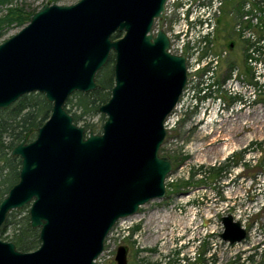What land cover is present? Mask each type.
Segmentation results:
<instances>
[{"label": "water", "instance_id": "obj_1", "mask_svg": "<svg viewBox=\"0 0 264 264\" xmlns=\"http://www.w3.org/2000/svg\"><path fill=\"white\" fill-rule=\"evenodd\" d=\"M168 0H79L44 3L16 34L0 42V109L40 92L52 103L36 137L17 144L19 181L0 203V229L29 206L40 246L22 251L0 237V264H97L119 220L166 196L173 160L161 153L166 120L188 83L186 56L174 54L156 21ZM116 32L122 36L113 39ZM114 54L115 84L99 107L101 132L87 134L66 108L75 92L100 87L96 78ZM221 237L247 231L229 214ZM127 246L115 260L128 264Z\"/></svg>", "mask_w": 264, "mask_h": 264}, {"label": "rangeland", "instance_id": "obj_2", "mask_svg": "<svg viewBox=\"0 0 264 264\" xmlns=\"http://www.w3.org/2000/svg\"><path fill=\"white\" fill-rule=\"evenodd\" d=\"M191 1L175 0L171 15L157 20L155 28L173 33L187 25V40L191 22L186 8L199 9L198 0ZM263 1L249 0L257 4L259 21L264 20ZM16 2L29 9L51 3ZM238 2L225 0L219 16L224 20L216 25L212 47L205 49L217 57L213 74L206 68L190 73L179 103L166 120L161 153L174 163L166 179V196L119 220L97 264H117L120 245L129 249L128 264H194L193 257L199 264H264V21L263 30L256 34L257 44L249 33L243 35L235 28L243 11L235 6ZM22 28H7L0 42ZM183 33L176 41L182 42ZM105 120L101 113L92 118L100 127ZM18 211L11 219L26 213ZM229 214L247 231L246 238L234 244L221 237L222 217Z\"/></svg>", "mask_w": 264, "mask_h": 264}, {"label": "trees", "instance_id": "obj_3", "mask_svg": "<svg viewBox=\"0 0 264 264\" xmlns=\"http://www.w3.org/2000/svg\"><path fill=\"white\" fill-rule=\"evenodd\" d=\"M50 1L57 3L59 0ZM255 3H251L249 0L243 2L239 0L235 6L239 11L242 6L243 11L239 12V22L235 28L240 24L241 27L248 28L256 34L261 33L263 30L261 24L264 21L262 18L257 24H254L251 19L244 20L246 15L253 14L254 10H258ZM262 5L264 6V1ZM37 10V8L29 9L22 3H14V0H0V38L11 26L24 27ZM222 18H218V23L224 20ZM226 25L229 26V21H226ZM121 36L122 33L116 32L112 37L117 39ZM250 45L252 47L253 43ZM257 51L260 52L259 48ZM114 62V54L111 53L108 63L97 74L96 81L100 85L99 88L86 93L75 92L67 101L66 108L72 114L74 122L81 123L87 134L92 129L95 132L102 130V127L92 121V118L99 114V107L111 97L115 84ZM210 83L207 84L208 87ZM211 84L213 86V83ZM51 112L52 103L46 99L45 94L40 92L25 94L9 108L0 109V203L20 177L21 159L11 154L12 149L22 142L27 134H29L28 141L33 140L36 137L37 129L46 122ZM23 211L26 213L19 219H11L13 211L8 215L0 229V237L10 239L22 251H32L41 244L40 230L31 227L28 206L18 212ZM9 228L12 229L11 234H7Z\"/></svg>", "mask_w": 264, "mask_h": 264}, {"label": "built area", "instance_id": "obj_4", "mask_svg": "<svg viewBox=\"0 0 264 264\" xmlns=\"http://www.w3.org/2000/svg\"><path fill=\"white\" fill-rule=\"evenodd\" d=\"M174 1L175 0H168L165 17L171 15V4ZM191 2H193V0ZM224 2L225 0H198L196 5H199V9L196 8V11L193 12V8H186L189 12V19L191 22V32L187 37V40H185V36L188 34L189 29L187 25H185L186 28L183 27L181 31H174L173 33L167 31L171 38L170 51L174 54H182L186 56L188 76L190 73H196L199 69L204 68L207 69L206 72L212 73V70L214 71L215 65L218 63L216 59L217 57L213 56L210 52H205V49L208 45L210 48L212 47L211 42L215 37L216 25ZM248 9L249 8L247 7V10ZM257 12L258 10H254V13L246 15L244 20L251 19L254 24L259 23L256 15ZM157 30L158 29H155V31ZM237 30L242 32L243 35L249 33V36H252V40L258 39L255 32L248 28L241 27L240 24L237 25ZM182 32H184L182 34V42L176 41L178 33ZM258 43L259 41L257 40V44ZM251 50L253 51V47ZM208 81H210V79H208Z\"/></svg>", "mask_w": 264, "mask_h": 264}, {"label": "flooded vegetation", "instance_id": "obj_5", "mask_svg": "<svg viewBox=\"0 0 264 264\" xmlns=\"http://www.w3.org/2000/svg\"><path fill=\"white\" fill-rule=\"evenodd\" d=\"M163 18H165V17H163ZM163 18H162V19H163ZM215 35H216V34H215ZM233 46H234V44H233V42H232V43L230 44V48L233 49ZM193 255H195V253H193ZM192 259H193V261H194V264H199V262H197L198 260H197L196 257H193Z\"/></svg>", "mask_w": 264, "mask_h": 264}, {"label": "bare ground", "instance_id": "obj_6", "mask_svg": "<svg viewBox=\"0 0 264 264\" xmlns=\"http://www.w3.org/2000/svg\"><path fill=\"white\" fill-rule=\"evenodd\" d=\"M257 129V128H256ZM227 133V132H226ZM226 136V135H225ZM238 219V218H237Z\"/></svg>", "mask_w": 264, "mask_h": 264}]
</instances>
